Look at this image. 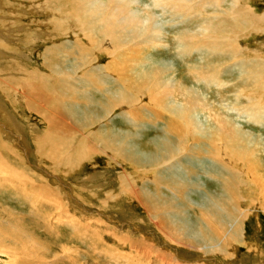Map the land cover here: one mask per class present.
I'll list each match as a JSON object with an SVG mask.
<instances>
[{
  "label": "bare ground",
  "instance_id": "1",
  "mask_svg": "<svg viewBox=\"0 0 264 264\" xmlns=\"http://www.w3.org/2000/svg\"><path fill=\"white\" fill-rule=\"evenodd\" d=\"M30 1L35 14L47 21L41 22L44 31H32L30 41H24L48 44L44 71L3 59L9 54L15 59L16 53L6 46L10 40L0 41V129L7 121L16 131H26L15 109L3 110V95L41 120L43 131L32 127L33 144L39 160L55 173L70 176L98 154L128 163L135 174L121 179L119 192L109 196L113 202L123 197L141 206L178 248L231 256L238 247H227L240 245L247 217L240 208L245 186L258 197L253 195L251 203L262 196L264 210V139L242 125L264 129V58L242 46L245 35L264 29V14H256L253 0H149L145 6L141 0ZM155 9L161 10V19ZM165 24L177 30L175 54L188 61V75L196 84L216 89L217 100L178 80L174 66L156 56L166 44L170 47ZM112 117L122 118L126 128L118 129ZM18 149L0 139V186L21 195L22 187L29 186L39 197L66 204L58 188L43 180L36 183L15 167ZM26 162L22 159V166ZM204 175L224 194H207L199 213L191 215L199 201L189 195L201 187ZM67 206L62 215H69ZM6 212L13 218L0 223V254L7 256L6 263L51 264L37 256L51 250L18 227L21 217Z\"/></svg>",
  "mask_w": 264,
  "mask_h": 264
},
{
  "label": "rangeland",
  "instance_id": "2",
  "mask_svg": "<svg viewBox=\"0 0 264 264\" xmlns=\"http://www.w3.org/2000/svg\"><path fill=\"white\" fill-rule=\"evenodd\" d=\"M32 3L33 2L30 0H0V41L7 43L8 40H10L6 46L10 47L11 45V50L15 47L11 53H16L15 59H13L14 57L10 54L6 56V58H2L6 61L17 60L23 65H28V69L40 68L44 71L42 55L48 44L39 40V42L36 43L37 45L33 44L30 46L24 41L25 39L28 41V36L32 34V31L36 33L41 30L44 31L45 29H43L44 27H42L43 24L41 22L47 21V19H41L35 14L38 13V10ZM141 3L145 6L148 5L150 1L141 0ZM250 6L256 11V14H264V0H253ZM155 11L158 17L162 16L161 10L155 9ZM161 21L165 22L164 19ZM164 26L166 38L169 37L170 47L166 44L162 52H155L156 56L163 59L165 58L164 60L166 62L174 66V69H176L174 75L178 76V80L185 82L188 87L197 90L200 89V93L208 95L211 97L212 101H215L216 96L214 93L216 89L210 90L196 84L186 72L185 64L188 61L176 56L173 40L175 39L174 34L177 33V30H171L168 24ZM2 27H7L8 29L6 28V30L10 31V33L8 32V34L7 31L3 32L4 29ZM181 27L182 25H180V28L176 27V29L180 30ZM187 27L191 28V24H187L186 28H184L187 29ZM44 40L47 41L46 39ZM243 40V48L250 51H257L264 58V29L260 34L254 33L245 35ZM2 48L4 49V47ZM21 53L23 55H21ZM17 54H20V56L18 57ZM194 57L196 59L198 53L194 54ZM3 59L2 61H4ZM104 61L101 62L102 65L106 64L105 59ZM24 62L26 63L24 64ZM0 65H2V63ZM2 97V103L5 106L3 110L13 112L15 109L13 114L15 113L17 119L20 117L18 121L26 126V131L17 130V132L16 129L12 128L6 121L7 123L4 122L5 128L2 130L0 129V139L3 143L16 148L19 147V155L12 158L13 164H15V167L19 169V171L21 170L26 176L28 175L31 180H36V183H40V181L43 180L47 181L53 188H58V190L62 192L61 195L63 194L62 200L68 204L67 212L69 215L65 216L64 214L62 215V213L66 212L64 210L66 204H61L60 200L50 201L39 197L37 194H33L29 191V186L22 187L24 189V195L11 192V190L6 188L3 189L0 186V223L13 222V218L10 217V213L8 214L6 212L7 210H11L16 216L18 215L21 217V219L15 220L18 222V227L24 228L28 234L35 237L39 242H42V246H47L48 249L51 250V253L44 251L37 252V256L45 257L47 260L49 259L48 262H51V264H264V210L261 209L260 205L263 201L260 200L262 197L260 196L259 201L257 199L256 203H251L254 195L252 193L253 188L252 190H249L248 186L243 188L244 193L242 196H244L245 199L240 201V208L242 214L247 217L245 218L242 229L243 233L240 240L242 244L240 243L239 246L233 244L227 247L230 249H233L234 246L238 247L231 256L227 257V253L222 252L206 255L204 252H196L190 249V247H188L189 249L178 248L176 245L172 244V242L167 241V238L165 239L163 233H161L157 226H155V223L147 217V214L141 206L136 203H129L130 200L127 199L128 202H126L123 197L120 201L114 202L112 201L114 199L109 197L111 194L119 192L121 179L124 176H132L135 174L128 163L123 166V162L121 161L114 162V160L107 155L98 154L91 155L89 159L83 163L81 170L79 169L78 172L70 176H65L62 173H55L54 169L51 168L49 164H45L39 160L35 145L33 144L32 127L34 126L36 129L39 128V130H35V132H41L40 130L43 131L44 125L41 120L25 112L21 105L14 106L3 95ZM7 106L8 110L6 108ZM117 114H119V111ZM21 115L27 119H23L25 120L23 121ZM121 120L122 118L114 120L118 122L116 127H118V129H125V121ZM121 122L124 125L120 124ZM242 125L245 130L264 139V129L250 126L245 123ZM28 130H30L29 135ZM152 130L151 133L153 137H155L157 131L154 130V128ZM15 136L18 138L16 139ZM22 159H26L27 161L24 166L21 164ZM37 178L40 180H37ZM211 178H209V176L205 177L204 175V182L199 185L201 187L195 190L191 196L189 195L191 200L193 199L196 202L199 201L196 210H191L189 214L194 215L196 212L198 214V208H201L203 203L202 199L208 197V195L211 194V197H217L218 195L217 198H221L224 194L220 187L211 182ZM244 179L249 182V179ZM249 195L250 197H248ZM254 196L258 198L257 195ZM107 197L109 200L104 201ZM61 216H63V218L56 225L53 219H58V217L61 218ZM120 239L123 241L120 242ZM221 240L223 239H220V241ZM131 242H135L134 244L137 245V248L132 249ZM223 242L224 241H222V243ZM64 249L68 251L65 250V252ZM57 254L60 255L57 256ZM160 254L164 255V257ZM7 261V256L0 254V264H5Z\"/></svg>",
  "mask_w": 264,
  "mask_h": 264
}]
</instances>
